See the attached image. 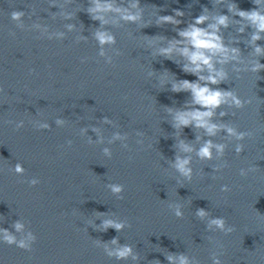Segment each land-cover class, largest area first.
<instances>
[{
    "label": "clouds",
    "instance_id": "9594fccd",
    "mask_svg": "<svg viewBox=\"0 0 264 264\" xmlns=\"http://www.w3.org/2000/svg\"><path fill=\"white\" fill-rule=\"evenodd\" d=\"M222 2L223 0H216L212 8H215L217 3ZM94 3L95 7L90 9L91 12L100 14L116 12L120 14L123 20L130 23H136L142 19L141 11H139L141 9L140 0H134L133 3L127 6L117 4L115 0H94ZM252 3L256 7L251 10H242L232 0L226 7L228 14H224L222 11L215 12L207 6H203L201 13L190 20L186 27L183 28H180L179 25L184 23L182 19L185 16L184 11L173 9V14L171 15L158 14L157 26L170 24L176 31L177 37H179H173L171 39L159 37V39H167V47H161L158 54L164 59L179 65L184 73L197 78L195 80L177 79L174 74L175 82L173 83L172 91L187 92L191 95L190 102L182 110L176 112L175 124L173 125L175 128H203L207 134L213 135L218 127L211 122L215 109L226 102L228 98H231L237 105L240 104L239 99L231 91H225L219 87V85L227 81V74L223 70H218L216 65L240 61L241 50L235 46L238 41H234L232 45H229L226 43L222 31L230 28V22L232 20L244 24L240 28L241 33L244 31V27L251 29L252 34L249 43L255 45L254 51L258 56L264 55V46L256 43L257 41L264 40V10L260 7V0H252ZM132 9H137L138 11L133 12ZM21 15L22 13L20 12H13L12 18L19 19ZM236 17L239 19H236ZM92 18L103 20V15H96ZM97 36L101 43L112 41L113 39L105 33H97ZM155 38L153 37V39ZM174 55L182 57L184 62L179 63L173 60ZM252 71H264V63H261L258 59ZM228 131L230 133L232 132L231 129H228ZM181 147L185 152L193 150L183 142H181ZM212 147L213 145L210 141L206 142L198 150L199 157L210 158V149ZM188 165L189 159H180L177 157L175 167L186 177H190L191 175V169ZM16 170L17 172L22 171L19 165H17ZM121 190V186L112 187V191L115 193H119ZM176 215L179 217L181 213L177 211ZM198 215L203 216L205 213L201 209L198 211ZM105 223L108 226L116 228L118 231L123 228V224L115 223L111 220ZM213 223L220 228L224 226V221L221 219L214 220ZM15 227L17 230H20L22 225L17 223ZM2 231L3 239L7 244H16L19 248L29 250L27 243L24 241L17 242L15 237L9 234L7 230ZM32 239H35V237L29 234V240ZM112 242L116 243L115 240ZM131 251L129 246H124L118 249L115 255L117 258L124 259L131 255ZM168 259L171 260L172 257H168ZM180 264H187V260L183 256L180 258Z\"/></svg>",
    "mask_w": 264,
    "mask_h": 264
}]
</instances>
